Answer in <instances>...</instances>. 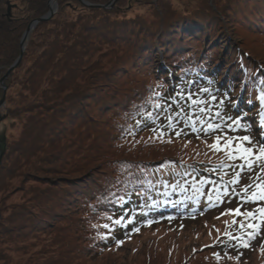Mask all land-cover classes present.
Instances as JSON below:
<instances>
[{"label":"trees","instance_id":"obj_1","mask_svg":"<svg viewBox=\"0 0 264 264\" xmlns=\"http://www.w3.org/2000/svg\"><path fill=\"white\" fill-rule=\"evenodd\" d=\"M50 1L0 0V79L20 56L29 25L49 13ZM112 1L57 0V13L39 22L27 38L36 36L34 49L42 47L29 63L32 74L22 86L41 98L29 117L38 112L42 116L33 123L34 133L27 134L30 147L20 150L31 170L42 169L44 179L10 222L0 224V233L14 231L19 252L30 255L31 249L40 248L35 253L43 258L40 264H96L105 258L104 252L117 251L126 239L152 224L145 222L152 212L162 215L168 208L181 212V198L193 199L192 185L199 187L201 178L216 181V175L227 174L209 171L215 161L192 150L197 135L182 123L183 113L176 115V105L167 112L154 105H170L176 92L187 94L202 81L211 89L232 92L247 80V102L253 96L257 99L256 84L264 89L263 51L258 44L264 41V0H197L190 17L189 12L173 9L172 0H144L142 6L152 11L153 19L143 13L129 17L126 7L133 0H117L109 9L84 4L106 6ZM175 16L196 24L182 28L183 20ZM237 27L245 31L243 36L233 35ZM217 39L223 46L215 44ZM31 56L25 50L17 68ZM35 67L39 72H33ZM225 68L229 71L222 84H216ZM14 71L4 82L6 100ZM168 115L187 135L176 137L166 127ZM157 125L164 127L167 137L176 138L172 144L178 147L156 139L152 129ZM181 141L191 143L184 147ZM9 150L8 144L5 160L10 159ZM35 162L45 165L34 168ZM166 194L171 199L167 206ZM235 194L229 190V196ZM207 202L185 206L198 211L207 208ZM147 256L142 264L156 258L153 253ZM206 258L204 250L195 251L180 264H218Z\"/></svg>","mask_w":264,"mask_h":264},{"label":"rangeland","instance_id":"obj_2","mask_svg":"<svg viewBox=\"0 0 264 264\" xmlns=\"http://www.w3.org/2000/svg\"><path fill=\"white\" fill-rule=\"evenodd\" d=\"M160 2L165 5L164 1ZM143 3L144 0H133L130 5L126 7L130 13L129 17L143 13L148 19H153L152 15H150V12L152 11H150L147 6H142ZM169 3L170 5H173V9L175 7L180 9L179 13L189 12L190 14L186 13L187 17L195 14H191V12L196 11L197 0H172ZM175 18L180 19V21L183 20L180 23L183 25L181 26L182 28L196 24V21L187 22L184 20L186 17L181 18L180 16H175ZM238 19L245 21V19L241 17ZM180 24L174 23V27H177ZM206 33L207 31L204 32V34ZM234 33L242 35L245 31L237 27L233 31V35ZM32 38H35L38 43L36 36H33ZM32 38L29 40L26 39V45L24 44V51L28 49L29 52L33 53V56H31L32 59L27 62H23L19 69H15L14 84L12 87L10 86L6 104L3 106L2 114L6 116L3 119H0V122L2 121L0 133L7 134V146L9 144L11 149V151L9 150V152H11L9 160L4 159L6 152L2 156V161L4 159V170L0 175V224L6 223V225L10 222V216L16 212L17 207L22 202L26 201L25 199L32 192L33 188L44 179V173L41 171L42 169H39V171L31 170L32 168L30 167L29 159L26 156H23L20 150L23 148L28 149L30 147L28 146V143H31L32 141L29 140L31 138H28L27 134L34 133L32 130L33 123L37 121L40 116H42L38 112L34 116L29 117V115L36 109L32 107L36 106L37 103L41 101V98L38 97V95L32 94L30 91L26 92L27 89L22 86L27 78L32 74L30 70H27L29 63L35 59L38 48L42 47H37L35 50V42H33ZM218 39L214 41L215 44ZM246 40H248V38H245V43ZM213 43L209 44L210 48ZM217 44L219 46H223L222 41H218ZM258 44L263 51L264 59V41L259 40ZM197 50L202 51L203 47L197 48ZM223 64L225 66L224 62ZM36 71L39 72L38 67H35L33 70V72ZM220 71H222V69ZM227 71H229L228 68H225V70L222 71L221 80L224 78V75L226 76ZM44 74L46 75L45 71H43L40 76H43ZM9 84L12 85L10 81ZM217 84H222V82L217 81ZM205 85L209 86V88H207L209 90L208 93L201 92V89L198 88ZM255 86L259 89L258 84ZM196 87L197 88H194L192 91L186 90V93H199L201 97L212 101L209 96V93H211V95L216 97V100L213 101L216 105L215 107L214 105L210 106L209 103V106L214 112H221V109L218 108L217 105L219 104V101L223 100L224 106L228 108L229 112V114H227V112H221L225 118L228 116L235 118L237 114L241 115L240 109L242 106L245 107V105L243 97L241 98L242 92L240 93L239 89L236 93L225 91L222 88L213 90L210 88V85L208 83H204V81ZM11 95H13L14 101H11ZM255 109L246 110L247 117H243V122L252 123V130L250 134L254 140H259L258 123L260 116L257 112H255ZM195 118L196 117L194 116V119ZM229 134L233 135L234 133ZM239 134L243 135L245 133L240 132ZM202 136L203 137H200L199 139L188 136L189 138H194L196 142L191 143L181 141V143L184 147L185 145H189L191 143L193 148L192 150H195L196 153H199L198 150L200 152L202 151L203 157L208 154L209 156L207 157V161L220 162L224 160L223 152L214 153L207 146L214 142V135L209 134L206 136L203 133ZM169 138L173 143H177L175 140L176 138L174 137H166V143H168L167 139ZM172 142L168 143L167 146L178 147V144H172ZM232 163L239 164L240 161L237 160ZM44 165L45 164L43 162H38L31 166L35 168L37 166ZM11 167H14V169L11 173H8L7 170ZM258 171V168H254L252 172H242L239 184L236 185L237 190L241 192V189L245 185L251 184ZM38 176L39 178H37ZM207 190L208 189L206 187L204 189V201H207ZM183 196L184 195L181 197ZM226 197V201L198 211L190 210L187 206L190 207L192 202L195 203V201H198L196 199L200 198V196L196 195V199L194 197L191 200L186 199L188 197H184L181 198L182 200L180 202L181 212L178 210L170 211L172 210L171 208H168V215H160L159 213L161 211L154 214L152 212L149 214L150 218L145 219V222H148L149 220L152 224L147 225L139 233L126 239L121 246H118L116 249L117 251L104 252L105 258L99 260L96 264H105V262L109 264H126V261H133L132 264H137L141 261L142 264L147 261V254H150L151 256L152 253L156 254V258L152 259V264H164L167 260L166 257L170 258V264H180L181 259H188L195 251L200 252L203 250L205 257L209 260L217 262L218 264H264V224H261L259 234L250 241L248 247H241L238 239H229V236L226 235V233H231L232 237H242L243 239H247L246 233L250 232L251 229H248L247 227L241 229L240 225L242 223L246 225L248 221L244 219L243 215H235L234 213L236 209H239L241 214L245 211H253L257 205L251 203L242 204L240 196H238V198H233L227 195ZM202 201L203 200H199V203H202ZM163 203L165 206L171 203L169 195L166 194ZM261 203L264 204V202ZM154 211L156 210L154 209ZM233 220L236 221L235 224L232 223ZM257 222L259 221H253V223ZM17 242L19 241L14 234V231L9 232V229H7L6 233H0V264H40V261H42L43 258L35 254L40 248L31 249L29 255L28 253L19 252L20 250L16 248ZM216 253L220 256L219 260H217L214 255Z\"/></svg>","mask_w":264,"mask_h":264},{"label":"snow or ice","instance_id":"obj_3","mask_svg":"<svg viewBox=\"0 0 264 264\" xmlns=\"http://www.w3.org/2000/svg\"><path fill=\"white\" fill-rule=\"evenodd\" d=\"M264 84V80L260 81ZM201 92L208 93L207 88L200 90ZM212 101L216 100V97L209 93ZM259 100V116L260 120L258 123V135L259 140H254L251 136L252 123L243 122L244 118L242 115L237 114L235 118L232 116L224 117L220 111H213L209 107L210 101L199 95V93L189 92L185 94L182 90L175 93L171 98V104L164 106L159 103L154 105L158 110L162 109L165 112L169 111L172 105H176L179 111L176 115L183 113L185 119L183 123L185 126H190V131L197 135L199 139V134L203 132L206 136L209 134L214 135V142L207 145L208 148L214 153L223 152L224 160L220 162L219 165L210 169L209 171H226L227 169H232V178L224 184L217 185L216 181H210L207 178H201L199 180V187L195 184L192 185L194 194L197 196L205 195L204 187L205 185H211L212 187L207 192V200L210 206L223 202V196L229 195V187L233 193L236 192L235 185L239 184L241 173L244 171L252 172L254 168H258L259 171L257 175L253 178L251 184L245 185L240 193H236L240 196L243 203H251L257 205L253 211H245L240 213L239 209L235 210V215H243L247 224H241V229L247 227L251 229L250 232L246 233L247 239L242 237H232L231 233H226L229 239H238L241 247H248L252 239H254L260 231L261 224H264V90L258 96ZM181 102L187 104L188 109L192 110L191 114L185 112ZM224 106V101H219L217 105L218 108ZM246 115V113L244 114ZM196 117L193 119V117ZM168 121L166 127L172 129L176 137L181 135H187L184 128H179L177 130L176 124L173 121V117L168 115L165 117ZM155 119H158V113ZM155 119L153 122L155 123ZM254 123V122H253ZM199 125V126H198ZM155 134L156 139L161 142L165 141L168 133L164 130V127L157 125L152 129ZM243 132L245 134L240 135ZM229 133H234L230 135ZM168 143L172 140L167 139ZM187 146V145H185ZM239 160V164L228 163L235 162ZM223 179V177H221ZM258 181V182H257ZM183 187V185H181ZM231 211V210H230ZM253 221H259L253 223ZM119 223V221H117ZM236 223L235 220L232 222ZM107 227V225H105ZM217 260L220 259L218 253L214 254Z\"/></svg>","mask_w":264,"mask_h":264},{"label":"water","instance_id":"obj_4","mask_svg":"<svg viewBox=\"0 0 264 264\" xmlns=\"http://www.w3.org/2000/svg\"><path fill=\"white\" fill-rule=\"evenodd\" d=\"M117 0H113L111 3H109L108 5H106V6H103V5H91V4H89V3H84L85 5H88V6H91V7H97V8H106V9H108V8H111L114 4H115V2H116ZM49 7H50V11H49V13L46 15V16H44V17H42V18H40V19H38V20H35V21H33L30 25H29V27H28V29H27V31L25 32V34H24V36H23V38H22V43H21V46H22V50H21V54H20V56H19V58L15 61V63L9 68V70H8V72H7V74L3 77V80H5L7 77H8V75L11 73V72H13L19 65H20V63H21V60H22V58H23V54H24V44H25V40L28 38V35H29V33H30V31L39 23V22H41V21H45V20H49L55 13H56V10H57V0H51L50 1V5H49ZM10 11H11V7H8V16H10ZM4 99H5V96L3 97V100H2V102H4ZM4 154V153H3ZM3 154H0V165H1V162H2V156H3Z\"/></svg>","mask_w":264,"mask_h":264},{"label":"flooded vegetation","instance_id":"obj_5","mask_svg":"<svg viewBox=\"0 0 264 264\" xmlns=\"http://www.w3.org/2000/svg\"><path fill=\"white\" fill-rule=\"evenodd\" d=\"M1 28V24H0ZM4 81L3 78L0 79V119H3L6 115H3V106L6 104V92L7 88H4ZM5 96L4 102H2L3 97ZM1 125L2 121L0 122V131H1ZM7 134L6 133H0V154H3L6 152V145H7ZM2 163V162H1ZM1 166V165H0Z\"/></svg>","mask_w":264,"mask_h":264}]
</instances>
